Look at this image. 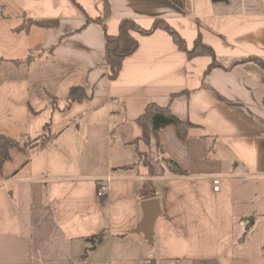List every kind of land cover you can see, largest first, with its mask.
Instances as JSON below:
<instances>
[{
	"label": "crops",
	"instance_id": "1",
	"mask_svg": "<svg viewBox=\"0 0 264 264\" xmlns=\"http://www.w3.org/2000/svg\"><path fill=\"white\" fill-rule=\"evenodd\" d=\"M106 4L105 24L89 20ZM0 9V133L52 136L2 164L0 264H264V68L248 60L264 59V0H0ZM123 19L146 29L164 19L188 49L200 32L220 66L206 73L212 58H189L164 29L136 31L137 50L111 79L106 34ZM76 86L87 98L70 100ZM149 103L202 126L185 140L175 125L158 136L187 175L164 167L155 135L148 148L139 142L154 173L139 159L136 120ZM148 200L159 212L151 239L140 231Z\"/></svg>",
	"mask_w": 264,
	"mask_h": 264
},
{
	"label": "trees",
	"instance_id": "2",
	"mask_svg": "<svg viewBox=\"0 0 264 264\" xmlns=\"http://www.w3.org/2000/svg\"><path fill=\"white\" fill-rule=\"evenodd\" d=\"M76 2V0H73ZM109 6L105 5V16L103 18H95V22L105 24L109 16ZM32 21L23 22L17 29H26L30 26ZM200 26V24H199ZM157 29H164L168 31L176 44L187 53L189 58L197 56L207 55L212 58L206 73L210 72L213 68L220 66L216 59V54L212 46L202 41L201 33L199 32L197 39L195 40L194 46L188 49L184 38L164 19H156L153 25L146 29L138 25L132 19H123L120 23L119 34L116 36H110L106 34L107 39V63L110 68L109 77L116 79L122 69L124 59L133 54L138 46L139 42L134 36L133 32H139L143 35H148ZM248 60H252L260 64L264 68V59L256 56H250ZM69 98L71 101H82L87 98L86 91L83 86L72 87L69 92ZM137 123L142 127V137L135 140L139 159L149 169L150 173H154L153 160L150 157L147 150H141L139 142H142L143 146L148 148L151 143L152 136L155 135L158 141V149L161 157H165V160H161V163L170 172L177 175H187V171L184 170L174 159L167 157L161 143L159 142L158 136L162 129L168 125H175L177 134L181 139H187L190 135V131L194 128H202L191 121H183L172 113L169 106H160L157 103H149L142 115L137 118ZM205 137V135H203ZM52 140L51 135H43L40 139V143L37 140L32 139L29 136L25 137H12L0 133V172L2 171V164L11 160L14 155L18 152L26 153L28 149L40 146L45 148ZM103 232L92 236L90 239L94 243H98L103 239ZM143 264H156L155 260H150L148 263Z\"/></svg>",
	"mask_w": 264,
	"mask_h": 264
},
{
	"label": "water",
	"instance_id": "3",
	"mask_svg": "<svg viewBox=\"0 0 264 264\" xmlns=\"http://www.w3.org/2000/svg\"><path fill=\"white\" fill-rule=\"evenodd\" d=\"M144 218L140 225V231H143L148 239H151L153 227L158 216V207L155 200H148L143 203Z\"/></svg>",
	"mask_w": 264,
	"mask_h": 264
},
{
	"label": "built area",
	"instance_id": "4",
	"mask_svg": "<svg viewBox=\"0 0 264 264\" xmlns=\"http://www.w3.org/2000/svg\"><path fill=\"white\" fill-rule=\"evenodd\" d=\"M3 15L2 10L0 9V17ZM111 177H107L106 179H100L97 184V194L98 196L104 195L108 190V181H110ZM213 188L215 191H219L221 187V179L219 177H215L212 179ZM242 225H245L246 222L242 221Z\"/></svg>",
	"mask_w": 264,
	"mask_h": 264
},
{
	"label": "rangeland",
	"instance_id": "5",
	"mask_svg": "<svg viewBox=\"0 0 264 264\" xmlns=\"http://www.w3.org/2000/svg\"><path fill=\"white\" fill-rule=\"evenodd\" d=\"M38 143H40V142H38Z\"/></svg>",
	"mask_w": 264,
	"mask_h": 264
}]
</instances>
